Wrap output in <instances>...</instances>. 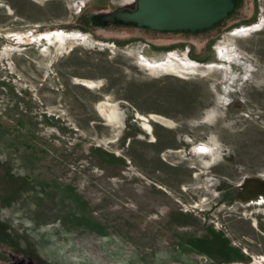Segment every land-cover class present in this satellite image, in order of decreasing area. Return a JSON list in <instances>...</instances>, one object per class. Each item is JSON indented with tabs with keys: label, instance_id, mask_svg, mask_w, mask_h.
I'll return each instance as SVG.
<instances>
[{
	"label": "rangeland",
	"instance_id": "rangeland-1",
	"mask_svg": "<svg viewBox=\"0 0 264 264\" xmlns=\"http://www.w3.org/2000/svg\"><path fill=\"white\" fill-rule=\"evenodd\" d=\"M131 1L0 0V264L264 256V0L208 44L78 27Z\"/></svg>",
	"mask_w": 264,
	"mask_h": 264
},
{
	"label": "water",
	"instance_id": "water-1",
	"mask_svg": "<svg viewBox=\"0 0 264 264\" xmlns=\"http://www.w3.org/2000/svg\"><path fill=\"white\" fill-rule=\"evenodd\" d=\"M234 8L232 0H137L136 7L106 9L97 17L98 24H130L153 31H202L226 19ZM65 28H72L67 26ZM84 31V29H81ZM240 198L264 195V182L247 180L242 186Z\"/></svg>",
	"mask_w": 264,
	"mask_h": 264
},
{
	"label": "trees",
	"instance_id": "trees-1",
	"mask_svg": "<svg viewBox=\"0 0 264 264\" xmlns=\"http://www.w3.org/2000/svg\"><path fill=\"white\" fill-rule=\"evenodd\" d=\"M136 4H137V0H136V3H135V7H136ZM238 14L237 12H231L229 14V16L222 20L221 22L217 23L216 25H214L213 27L211 28H208V29H205V30H202V31H196V32H190V31H176V32H161V31H153L149 28H139L135 25H128V26H120V25H117V24H98L97 21L95 20V17L94 15H91L89 16L87 19H86V26H89L91 28H95V27H100L104 30H108V29H112V30H120V28H135V29H140V30H145L147 31L149 34L150 33H153V34H157V35H172V36H175V35H179L180 37H183V39H186V40H194V41H199L201 43H204V44H208L214 37L218 36L220 31L222 30L223 27H221L223 24H225L228 20H230L231 18H234V17H237ZM87 30H90L89 28H86Z\"/></svg>",
	"mask_w": 264,
	"mask_h": 264
},
{
	"label": "flooded vegetation",
	"instance_id": "flooded-vegetation-1",
	"mask_svg": "<svg viewBox=\"0 0 264 264\" xmlns=\"http://www.w3.org/2000/svg\"><path fill=\"white\" fill-rule=\"evenodd\" d=\"M233 3H234V8L232 10V12H247V11H251L253 10L254 8H256V0H232ZM130 9L131 11L133 10L132 8H128ZM104 13H93L92 15H94L95 17V20L97 19L98 16L100 15H103ZM79 28L81 29H84V31H86L87 29L86 28H89L90 30L89 31H92L93 30H97V31H100V27H95V28H91L89 26H82L81 24L78 25ZM254 179H257V180H260V181H263L264 182V176L262 175H255V176H251V177H248L247 179H245L244 183L247 181V180H254ZM243 183V184H244ZM242 184V185H243ZM241 185V186H242ZM240 186V189L238 191V199L241 203H247V205H250V204H259V203H264V195H261V196H257V197H253V195L251 194H247V196L245 197V199H241L240 198V193L242 192V188ZM254 213V212H253ZM249 220H250V225H252L255 229L258 230L261 222H264V219L263 218H260V217H249ZM251 238H253L251 235H249ZM249 243L253 244L255 241L254 240H247ZM250 246V245H248ZM256 257V256H255ZM254 257V258H255Z\"/></svg>",
	"mask_w": 264,
	"mask_h": 264
},
{
	"label": "bare ground",
	"instance_id": "bare-ground-1",
	"mask_svg": "<svg viewBox=\"0 0 264 264\" xmlns=\"http://www.w3.org/2000/svg\"><path fill=\"white\" fill-rule=\"evenodd\" d=\"M135 2H136V0L131 1L130 5L134 4ZM79 81H81V83L84 84L85 86H89V87H93L95 84L94 81L88 80V79H79ZM106 106H107V103L105 101H101L97 104V110L102 116L107 118L109 121H112V119L114 117L110 116L108 110L106 109ZM153 119H158V118L153 117ZM144 128H145V130H147L149 132L152 131V126L150 124H148L147 122L144 123ZM263 262H264V256H260L259 259H255V262L253 264H262Z\"/></svg>",
	"mask_w": 264,
	"mask_h": 264
},
{
	"label": "snow or ice",
	"instance_id": "snow-or-ice-1",
	"mask_svg": "<svg viewBox=\"0 0 264 264\" xmlns=\"http://www.w3.org/2000/svg\"><path fill=\"white\" fill-rule=\"evenodd\" d=\"M201 151H207V149H201Z\"/></svg>",
	"mask_w": 264,
	"mask_h": 264
}]
</instances>
